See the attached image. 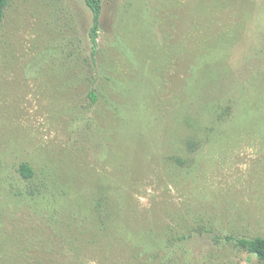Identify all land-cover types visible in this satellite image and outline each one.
<instances>
[{
	"label": "rangeland",
	"instance_id": "obj_1",
	"mask_svg": "<svg viewBox=\"0 0 264 264\" xmlns=\"http://www.w3.org/2000/svg\"><path fill=\"white\" fill-rule=\"evenodd\" d=\"M7 0L0 264H262L264 0ZM21 164L32 175L25 178Z\"/></svg>",
	"mask_w": 264,
	"mask_h": 264
},
{
	"label": "trees",
	"instance_id": "obj_2",
	"mask_svg": "<svg viewBox=\"0 0 264 264\" xmlns=\"http://www.w3.org/2000/svg\"><path fill=\"white\" fill-rule=\"evenodd\" d=\"M86 6L92 12V25L90 29V38L92 41L93 50L96 47V34L98 30L99 17L102 9V0H84ZM7 0H0V22L3 16V10ZM20 172L28 178L32 175V170L27 164H21ZM226 240L233 241V244L243 250L253 253L264 264V236L254 237H230L227 236Z\"/></svg>",
	"mask_w": 264,
	"mask_h": 264
}]
</instances>
